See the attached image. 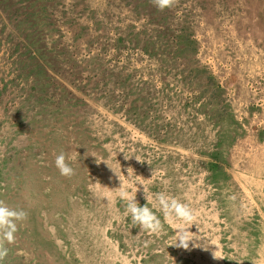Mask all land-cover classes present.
Returning <instances> with one entry per match:
<instances>
[{"label":"rangeland","instance_id":"rangeland-1","mask_svg":"<svg viewBox=\"0 0 264 264\" xmlns=\"http://www.w3.org/2000/svg\"><path fill=\"white\" fill-rule=\"evenodd\" d=\"M116 174L188 203L197 240L155 200L141 231ZM0 200L28 213L0 264L264 257V0H0Z\"/></svg>","mask_w":264,"mask_h":264},{"label":"clouds","instance_id":"clouds-1","mask_svg":"<svg viewBox=\"0 0 264 264\" xmlns=\"http://www.w3.org/2000/svg\"><path fill=\"white\" fill-rule=\"evenodd\" d=\"M152 3L160 11H164L173 7L175 0H152ZM125 158L127 159L126 156ZM136 159L139 161V158ZM70 160L71 157L64 151H60L55 155V167L58 169L60 175L67 178H71L75 175V169L72 167ZM127 172V177L129 178L135 174L131 167L127 169ZM116 175L119 177L121 187L115 190H118L119 196L125 202V215L130 216L131 222L138 226L141 231L159 234L163 229L162 220L153 209L149 207V202L155 200L159 206L160 212L163 214L164 221L175 225L176 231L173 239L176 241V247L188 249L190 242L197 240L189 229L193 225L196 226L198 214L188 203L164 191L150 194L145 184L139 183V185L143 186L144 198L147 200V204L141 206L136 199L137 192L140 190L137 187L138 184L129 191L121 177L118 174ZM155 175L156 171L153 170L152 177ZM27 217L28 213L24 209L10 207L6 202L0 200V262L4 261L9 254L6 245L15 242L18 224L25 221ZM196 246L200 247L201 245L197 244ZM205 250H207V248H205ZM213 255L216 257L218 251H214ZM253 264H264V257L253 261Z\"/></svg>","mask_w":264,"mask_h":264}]
</instances>
